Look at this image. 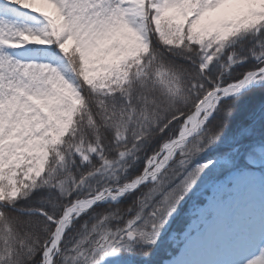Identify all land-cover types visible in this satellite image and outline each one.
I'll use <instances>...</instances> for the list:
<instances>
[{
	"label": "snow or ice",
	"instance_id": "1",
	"mask_svg": "<svg viewBox=\"0 0 264 264\" xmlns=\"http://www.w3.org/2000/svg\"><path fill=\"white\" fill-rule=\"evenodd\" d=\"M182 210L159 264H264V0H0V264H156Z\"/></svg>",
	"mask_w": 264,
	"mask_h": 264
},
{
	"label": "trees",
	"instance_id": "2",
	"mask_svg": "<svg viewBox=\"0 0 264 264\" xmlns=\"http://www.w3.org/2000/svg\"><path fill=\"white\" fill-rule=\"evenodd\" d=\"M259 101H260V97L259 95H256L255 97L252 98L250 103L259 104ZM142 164L143 161H141L140 167H142ZM174 222L178 224L177 229L179 230L177 232H180V229L183 227L185 223L180 224V220H174ZM172 251H173V247L170 246V243L160 242L152 256V259L156 262V264H159V261L165 258V253L170 254Z\"/></svg>",
	"mask_w": 264,
	"mask_h": 264
},
{
	"label": "rangeland",
	"instance_id": "3",
	"mask_svg": "<svg viewBox=\"0 0 264 264\" xmlns=\"http://www.w3.org/2000/svg\"><path fill=\"white\" fill-rule=\"evenodd\" d=\"M174 220H180V224L185 223V217L183 215V210H182V214L179 215V216H177ZM177 226H178V224L173 221L172 224H171V226H170L169 232L166 233L163 238H161L160 242L170 243V246L171 247H173L174 244L178 243L179 233L184 228L185 224L180 229V232H177L179 230V229H177ZM169 255H171V253ZM165 258H163V259H165Z\"/></svg>",
	"mask_w": 264,
	"mask_h": 264
}]
</instances>
